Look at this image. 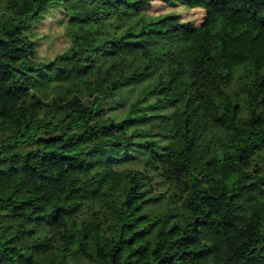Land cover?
<instances>
[{
	"label": "trees",
	"instance_id": "16d2710c",
	"mask_svg": "<svg viewBox=\"0 0 264 264\" xmlns=\"http://www.w3.org/2000/svg\"><path fill=\"white\" fill-rule=\"evenodd\" d=\"M208 1L0 0V264H264V68L220 58L264 0Z\"/></svg>",
	"mask_w": 264,
	"mask_h": 264
},
{
	"label": "rangeland",
	"instance_id": "374dc122",
	"mask_svg": "<svg viewBox=\"0 0 264 264\" xmlns=\"http://www.w3.org/2000/svg\"><path fill=\"white\" fill-rule=\"evenodd\" d=\"M141 0H134L138 2ZM152 1L149 12L166 15H175L181 23L194 21L199 24L205 15H217L219 9L208 0H150ZM110 7V6H109ZM137 5L131 6L134 10ZM117 17L130 16L131 12L120 7H110ZM59 13H50L37 24L40 35V55L53 58L57 53L64 51L69 46V40L64 36L62 25L57 21ZM224 67L233 71L236 76L241 73L259 72L264 68V43L254 39L252 26L238 29L232 41L220 52Z\"/></svg>",
	"mask_w": 264,
	"mask_h": 264
}]
</instances>
